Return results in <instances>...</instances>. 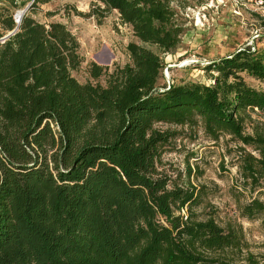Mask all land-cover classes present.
Here are the masks:
<instances>
[{"label": "trees", "instance_id": "obj_1", "mask_svg": "<svg viewBox=\"0 0 264 264\" xmlns=\"http://www.w3.org/2000/svg\"><path fill=\"white\" fill-rule=\"evenodd\" d=\"M32 1L0 0V264H240L241 229L200 219L202 189L159 172L175 135L157 126L202 123L211 140L237 143L244 184L258 189L242 215H264V130L249 115L264 117V90L246 80L264 83V54L214 61L211 85L160 87L164 62L146 46L179 47V0H95L91 14L118 12L140 44L124 67L93 64L96 83L81 84L76 37L31 16L48 0L3 41Z\"/></svg>", "mask_w": 264, "mask_h": 264}, {"label": "rangeland", "instance_id": "obj_2", "mask_svg": "<svg viewBox=\"0 0 264 264\" xmlns=\"http://www.w3.org/2000/svg\"><path fill=\"white\" fill-rule=\"evenodd\" d=\"M46 1V0H39ZM257 0H179L176 4L177 23L184 35L179 47L162 53L157 47L146 46L161 56L164 69L158 85H184L200 83L211 85L206 67L237 51L251 48L264 54V9L256 6ZM95 0H48L38 3L31 16L42 24L62 23L80 44L82 64L73 76L81 83H96L90 68L96 64L112 73L116 67L130 62L127 47L140 44L132 28L122 23L118 12L98 18L92 13ZM25 8L16 12H22ZM106 77L99 83L106 85ZM247 83L264 90V83L246 77ZM255 127L264 130V117L250 110ZM200 121V120H199ZM163 131H171L175 138L165 148L159 172L173 182L202 189L201 205L196 208L200 219L214 218L219 225L241 229L243 250L235 255L236 263L246 264L248 255L264 264V215L247 219L242 209L258 196L244 184L241 175L239 145L222 137L215 142L206 136L202 123L198 126L178 127L160 124ZM247 133L253 125L246 122ZM250 151H252L250 149ZM188 167L193 176L187 177ZM172 185V184H171ZM252 191V193H251ZM259 191H264L260 189ZM262 199H264L262 197Z\"/></svg>", "mask_w": 264, "mask_h": 264}, {"label": "water", "instance_id": "obj_3", "mask_svg": "<svg viewBox=\"0 0 264 264\" xmlns=\"http://www.w3.org/2000/svg\"><path fill=\"white\" fill-rule=\"evenodd\" d=\"M35 3V0H33L22 12H19V13H17V15H16V17H15V19H16V23L18 24V27L13 31V32H11L9 35H7L4 39H3V41L4 40H6V39H8L9 37H11V36H13V35H15L17 32H18V30H19V25H20V23H21V21H22V19H23V17L30 11V8H31V6L33 5Z\"/></svg>", "mask_w": 264, "mask_h": 264}, {"label": "built area", "instance_id": "obj_4", "mask_svg": "<svg viewBox=\"0 0 264 264\" xmlns=\"http://www.w3.org/2000/svg\"><path fill=\"white\" fill-rule=\"evenodd\" d=\"M255 4H256V6H259L260 9H264V0H257L255 2ZM255 110H256V112H259L257 109H255Z\"/></svg>", "mask_w": 264, "mask_h": 264}]
</instances>
